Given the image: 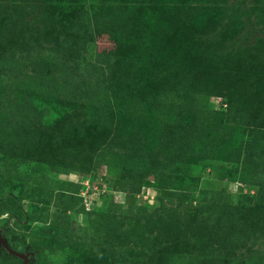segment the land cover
I'll use <instances>...</instances> for the list:
<instances>
[{
  "label": "rangeland",
  "instance_id": "1",
  "mask_svg": "<svg viewBox=\"0 0 264 264\" xmlns=\"http://www.w3.org/2000/svg\"><path fill=\"white\" fill-rule=\"evenodd\" d=\"M262 48L264 0H0L7 247L26 264H264ZM201 63L229 91L197 99ZM188 112L192 163L150 174Z\"/></svg>",
  "mask_w": 264,
  "mask_h": 264
},
{
  "label": "trees",
  "instance_id": "2",
  "mask_svg": "<svg viewBox=\"0 0 264 264\" xmlns=\"http://www.w3.org/2000/svg\"><path fill=\"white\" fill-rule=\"evenodd\" d=\"M258 56L264 57V48H262L261 51H259ZM221 66L223 67L222 64H221ZM200 67H202V63L201 64H194L192 66L189 65L185 69V75H189L190 82L193 83V85H192L193 91H194V93H197V95H198L197 99L199 98L201 102H202V100H203V102H205L206 98L209 97L211 95V93H213V95L221 96L222 91H224V90L229 91V88H228L229 83H227L226 81H231L230 80V78H231L230 74L231 73L228 72L227 69L223 70V68L221 69L220 66H219V68H214V69H212L213 67H211V69H209L210 71H206V72L202 71L203 72L202 73V72H200V70H201ZM94 70L100 71V72L104 71L102 65L94 66ZM183 83H185V81H183ZM185 87H186V85H185ZM33 92L34 91H31L30 89H28L26 92V96H30V94H32ZM203 92H205V93H203ZM203 95H205L204 98H203ZM29 101L31 102V104H29V105H32L31 106L32 109H35L36 107H42L43 105L46 104V102H44V101H41L39 103H34L31 99H29ZM191 106H192V103H191ZM203 107H204V104H203ZM48 108L53 110V107L51 105ZM189 116H190V113L188 112L186 119L182 123L183 135L182 136L176 135L174 138H171L170 140L173 141V144L169 140V143L172 146L176 145L177 149H174V147H172V148L167 147V150L165 149V152L161 156L165 160L163 162L162 161L154 162L151 166L148 167L150 174H153V175L160 174V173H162L163 170L168 172L174 166V164L189 165L192 163V158L190 157V152H191L192 148H191L189 143H192L195 139L194 135H195L198 123L196 120H193V118H191L192 120L190 121ZM164 141H166V140H164ZM263 153H264V149H262L261 152L257 154L258 157L261 158L263 156ZM254 154H256V153H254ZM146 157H147L146 160H151L149 158L150 157L153 158L154 155L147 152ZM248 214H251V212L247 211V210L244 212L243 209H236L235 208L234 212L233 211L226 212L223 214V217L226 220H231L237 224H241V223H244L246 221L247 222L250 221V216L252 217V215L246 216ZM157 216H158L157 218H159V220H161V218L166 219V221L164 223H162L160 221V223H161L160 228L169 227L168 230H171L174 228L175 225L172 223L171 220L175 221V219L173 218V216L171 215L169 210H165V209L161 208L160 216L159 215H157ZM153 222H154V220H153ZM210 232L212 233L211 230H210ZM3 240H4V238H3ZM0 248L4 252L6 251L3 247L0 246ZM5 253L10 258H14L16 260L17 259L21 260V263H22V259H19V258L15 257L14 255L9 254L7 251ZM32 253H36V251H33ZM32 256H33V254L28 255V257H30V258ZM29 262H30V260H29Z\"/></svg>",
  "mask_w": 264,
  "mask_h": 264
},
{
  "label": "water",
  "instance_id": "3",
  "mask_svg": "<svg viewBox=\"0 0 264 264\" xmlns=\"http://www.w3.org/2000/svg\"><path fill=\"white\" fill-rule=\"evenodd\" d=\"M0 246L3 247L9 254L14 255L15 257H17L19 259H22L21 264H26L28 262V255L27 254H22V253H19V252H16V251L9 249L1 236H0Z\"/></svg>",
  "mask_w": 264,
  "mask_h": 264
}]
</instances>
